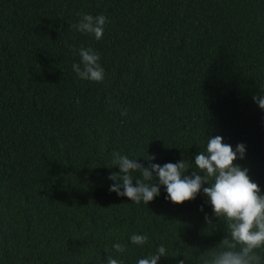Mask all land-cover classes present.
<instances>
[{
  "label": "trees",
  "instance_id": "obj_1",
  "mask_svg": "<svg viewBox=\"0 0 264 264\" xmlns=\"http://www.w3.org/2000/svg\"><path fill=\"white\" fill-rule=\"evenodd\" d=\"M81 13L107 18L100 40L76 30ZM81 47L99 53L103 81L72 70ZM262 82L264 0H0V264H137L161 245L158 264H205L226 250L209 185L182 204L161 185L137 205L109 191L112 154L199 172L219 135L245 145L234 163L264 195Z\"/></svg>",
  "mask_w": 264,
  "mask_h": 264
},
{
  "label": "clouds",
  "instance_id": "obj_2",
  "mask_svg": "<svg viewBox=\"0 0 264 264\" xmlns=\"http://www.w3.org/2000/svg\"><path fill=\"white\" fill-rule=\"evenodd\" d=\"M79 15V22L74 25L76 30L94 35L100 40L104 35L107 18L104 15L93 16L86 13ZM78 52L80 62L72 65L77 77L86 81H103L105 70L99 63V53L90 47H81ZM252 100L264 110V82L260 85V93L254 95ZM127 115V108L121 110L122 117ZM245 150L243 143L237 144L234 151L231 145L223 143V137L216 135L209 138L207 154L201 152L194 158L199 172L182 159L178 163H166L163 166L149 163L144 167L137 159L115 152L112 154V164L118 166L119 172L108 177L115 182L109 191L127 197L137 205L141 202L147 205L160 195V187L163 185L167 198L174 204H182L194 199L202 186L207 184L209 186L203 187V194L209 198L214 216L219 220L220 217L226 219L230 239L225 237L220 243L226 250L213 253L212 259L205 261V264H261L262 258L255 250L264 246V195L257 183L250 179L248 169L234 163L238 158L237 154L240 159L244 158ZM153 159L154 156H148L145 160L150 162ZM133 172H138L142 179L136 178L133 183ZM205 220L207 225L212 226L209 217L206 216ZM148 239L146 234H133L130 238L132 244L139 246L145 245ZM112 247L116 252L125 251V246L120 243L113 244ZM161 257H167V249L163 245L157 248L154 255L139 259L137 264H158ZM106 264L122 262L107 257ZM178 264H184V261L181 260Z\"/></svg>",
  "mask_w": 264,
  "mask_h": 264
}]
</instances>
